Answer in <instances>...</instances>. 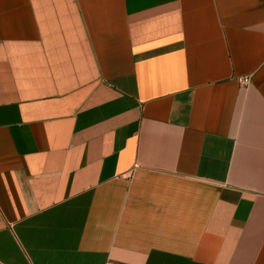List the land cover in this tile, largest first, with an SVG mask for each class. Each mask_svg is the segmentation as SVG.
Here are the masks:
<instances>
[{
  "label": "crops",
  "instance_id": "0c3cea01",
  "mask_svg": "<svg viewBox=\"0 0 264 264\" xmlns=\"http://www.w3.org/2000/svg\"><path fill=\"white\" fill-rule=\"evenodd\" d=\"M0 264H264V0H0Z\"/></svg>",
  "mask_w": 264,
  "mask_h": 264
},
{
  "label": "built area",
  "instance_id": "2783aa9c",
  "mask_svg": "<svg viewBox=\"0 0 264 264\" xmlns=\"http://www.w3.org/2000/svg\"><path fill=\"white\" fill-rule=\"evenodd\" d=\"M248 82H249V78L248 77H244V78L241 79V83L242 84H247Z\"/></svg>",
  "mask_w": 264,
  "mask_h": 264
}]
</instances>
